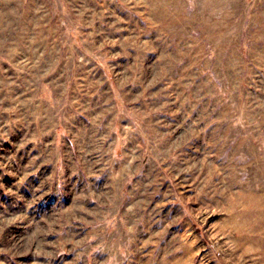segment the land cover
Instances as JSON below:
<instances>
[{
    "label": "rangeland",
    "instance_id": "obj_1",
    "mask_svg": "<svg viewBox=\"0 0 264 264\" xmlns=\"http://www.w3.org/2000/svg\"><path fill=\"white\" fill-rule=\"evenodd\" d=\"M0 264H264V0H0Z\"/></svg>",
    "mask_w": 264,
    "mask_h": 264
}]
</instances>
